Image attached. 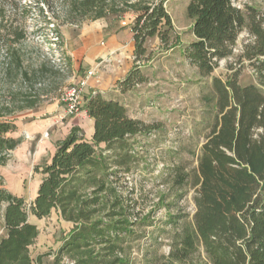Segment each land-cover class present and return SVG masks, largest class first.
<instances>
[{
    "label": "trees",
    "instance_id": "trees-1",
    "mask_svg": "<svg viewBox=\"0 0 264 264\" xmlns=\"http://www.w3.org/2000/svg\"><path fill=\"white\" fill-rule=\"evenodd\" d=\"M166 1L69 0L68 14L81 22L133 12L130 30L138 60L145 55L148 38L156 36L168 48L173 26ZM186 12L194 40L183 46V55L201 77L210 76L220 60L232 56L238 35L246 29L253 41L245 44L240 58L253 67L257 82L240 85V69L231 64L224 79L211 77L216 120L200 148L193 228L185 232L180 251L185 255L196 241L206 264H264V27L232 0H188ZM44 66L41 72L50 73ZM66 72L70 74L71 69ZM138 74L137 67L131 68L117 85L130 83ZM36 102L28 99L19 110L33 108ZM84 109L93 119L90 139L73 126L56 143L49 161L34 166L42 177L28 210L24 199L9 192L0 176V214L5 227L0 264H42L43 254L35 258L30 254L38 228L28 213L42 218L52 210L72 227L51 264H62L64 256L70 264L122 262L119 250L131 223L110 178L132 161V138L155 127L129 116L126 106L107 93L89 94ZM10 114L0 110V166L21 142L9 136L16 130L7 118Z\"/></svg>",
    "mask_w": 264,
    "mask_h": 264
},
{
    "label": "rangeland",
    "instance_id": "rangeland-1",
    "mask_svg": "<svg viewBox=\"0 0 264 264\" xmlns=\"http://www.w3.org/2000/svg\"><path fill=\"white\" fill-rule=\"evenodd\" d=\"M187 2L166 1L173 26L168 48L156 36L148 38L144 56L135 60L132 52L131 68L137 67V77L123 86L116 83L120 94L107 93L126 106L129 116L155 127L132 138V161L110 178L131 223L119 250V264H206L198 242L185 255L180 250L185 232L193 228L194 175L200 148L216 120L211 77L224 79L231 64L240 69V85L257 82L253 67L240 58L245 44L253 41L246 29L238 35L232 56L220 60L210 76L201 77L184 58L183 46L194 40ZM232 2L264 27V0ZM68 4L69 0H0V110L10 111L7 118L16 124L9 136L21 139L7 163L0 166V176L9 192L24 199L27 210L42 177L34 166L46 161L65 135L63 125L46 127L56 114L64 112L63 91L99 62L103 61L97 70L107 66L106 59L97 55L88 60L92 46L86 43L94 32L92 27L99 25L104 33L131 31L134 20L133 12L128 11L120 17L77 22L76 15L68 14ZM68 18L75 21L68 22ZM43 65L51 72H41ZM97 70L93 78H97ZM28 99L37 100L35 106L19 110ZM28 218L38 228L30 254L33 258L43 254L42 264H51L72 224L54 210L42 218L28 213ZM4 232L0 214V236ZM61 263L70 261L64 256Z\"/></svg>",
    "mask_w": 264,
    "mask_h": 264
},
{
    "label": "crops",
    "instance_id": "crops-1",
    "mask_svg": "<svg viewBox=\"0 0 264 264\" xmlns=\"http://www.w3.org/2000/svg\"><path fill=\"white\" fill-rule=\"evenodd\" d=\"M92 28L94 32L88 36L86 43L88 46H92L88 49V60H91L94 55H97L106 59L107 66H104V70H97V78H88L82 90V103L78 114L75 116H64V112L56 114L55 119L46 125L47 128L53 124H56L57 127L63 125V130L65 131L64 137L73 126H77L83 130L85 138L90 139L93 132V119L87 115L84 109L86 97L94 91L101 93H109V91H112L113 93L117 92L120 94L116 83L123 80L131 69V58L134 50L132 32L129 30H121L106 31L104 33L103 28H99V25H94ZM40 126H45V124ZM37 129L41 131L45 130L43 127H37ZM64 137L60 138V140ZM32 143L34 145V142ZM54 150L55 146L50 151L49 158L46 161H49Z\"/></svg>",
    "mask_w": 264,
    "mask_h": 264
},
{
    "label": "built area",
    "instance_id": "built-area-1",
    "mask_svg": "<svg viewBox=\"0 0 264 264\" xmlns=\"http://www.w3.org/2000/svg\"><path fill=\"white\" fill-rule=\"evenodd\" d=\"M101 63H103V61L98 65ZM98 65L87 70L83 78L79 79L76 84L71 85L63 91L61 100L65 106L64 116H73L80 112L82 90L85 87L88 78L95 75Z\"/></svg>",
    "mask_w": 264,
    "mask_h": 264
}]
</instances>
